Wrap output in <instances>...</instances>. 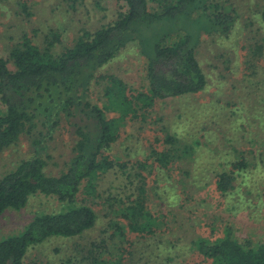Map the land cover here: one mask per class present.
<instances>
[{
	"label": "rangeland",
	"instance_id": "rangeland-1",
	"mask_svg": "<svg viewBox=\"0 0 264 264\" xmlns=\"http://www.w3.org/2000/svg\"><path fill=\"white\" fill-rule=\"evenodd\" d=\"M229 1L237 9L238 21L228 38L209 37L203 32L202 20L196 24L187 17L166 27H155V32L176 31L165 39L166 44L187 32L198 37L197 58L207 77L206 89L196 95L157 100L143 118H128L122 137L108 151L126 169H116L100 178L94 195L86 193L87 183L78 194V204L95 210V227L80 237L49 238L28 251L26 264H68L71 258L87 264L83 259L93 244L103 242L115 253L116 246L121 245L111 237V224L124 219L117 218L110 205L134 199L133 194L141 186L162 228L148 238L130 233L133 255L128 260L126 257L123 264H213L191 248L192 242L198 238L215 241L224 237L227 227L239 242H264V0ZM23 4L29 7L30 17L22 14ZM157 7L150 3L152 12ZM122 8L118 0L1 1L0 54L14 70L10 52L23 35L43 46L49 31L60 36L54 51L59 54L72 47L83 31L93 33L111 24ZM138 42L128 43L98 71L97 77L121 79L129 94L147 92L148 58ZM100 83L92 84L90 91L93 102L102 107L105 83ZM5 108L0 98V109ZM63 126L49 143L58 162L59 156L68 153L71 135L68 125ZM167 133L183 141L178 149L185 154L174 167L161 170L149 157L152 149L163 150ZM33 151L22 140L19 146L2 154L0 180ZM242 158L249 164V171L238 189L223 197L215 185L217 175L231 170V163ZM140 163H146L148 168H141ZM55 165L52 161L53 173L60 169L55 170ZM59 211L61 205L55 198L32 196L23 210H8L0 217V241L22 231L37 214ZM104 260L114 261L113 255L107 254Z\"/></svg>",
	"mask_w": 264,
	"mask_h": 264
},
{
	"label": "trees",
	"instance_id": "trees-1",
	"mask_svg": "<svg viewBox=\"0 0 264 264\" xmlns=\"http://www.w3.org/2000/svg\"><path fill=\"white\" fill-rule=\"evenodd\" d=\"M118 1L123 8L111 24L93 33L83 31L72 47L59 54L54 51L60 36L54 31L46 35L43 46L23 35L10 52L14 70L0 54V98L6 107L0 109V157L22 140L34 149L0 180V217L8 210H23L36 194L55 198L61 205V211L37 214L22 231L3 238L0 264H26L28 251L49 238H75L92 230L97 214L92 207L78 204V194L87 183L86 193L94 195L100 178L126 169L108 151L122 137L128 118H143L157 100L196 95L206 89L207 77L197 58L198 37L187 32L166 44L165 39L176 31L155 32V27L187 17L196 24L202 20L203 32L209 37L228 38L238 21L237 9L229 0ZM151 2L158 5L157 11H151ZM21 10L30 17L27 5H21ZM130 42H138L148 58L147 92L137 95L129 94L125 82L115 76L97 77ZM100 82L105 83L102 107L93 102L90 91L92 84ZM64 123L71 135L68 153L59 156L58 162L49 143ZM182 144L179 137L167 133L163 150L152 149L149 159L168 170L185 154L178 149ZM51 160L55 170L60 168L55 173L50 169ZM140 167L147 169L148 165L140 163ZM231 168L218 174L215 182L223 197L238 189L249 164L242 158L231 163ZM133 197L128 202L113 199L117 205H110L116 217L124 219L111 224V237L119 240L121 248L116 246L114 253L104 242L93 244L84 262L123 264L133 255L130 233L148 238L162 228L148 207L145 187L137 189ZM231 232L227 227L224 237L212 242L198 238L191 248L213 264H264V242H239ZM126 244L130 247L125 248ZM107 254L114 261L104 260ZM67 263L82 264L76 258Z\"/></svg>",
	"mask_w": 264,
	"mask_h": 264
}]
</instances>
